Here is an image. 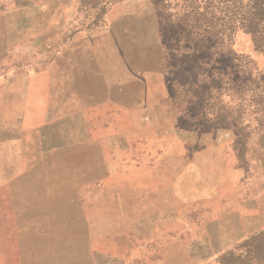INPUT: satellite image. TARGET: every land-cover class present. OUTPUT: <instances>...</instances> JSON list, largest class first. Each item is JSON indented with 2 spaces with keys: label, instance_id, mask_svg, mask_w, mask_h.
<instances>
[{
  "label": "rangeland",
  "instance_id": "374dc122",
  "mask_svg": "<svg viewBox=\"0 0 264 264\" xmlns=\"http://www.w3.org/2000/svg\"><path fill=\"white\" fill-rule=\"evenodd\" d=\"M19 1L0 0V179L11 183L0 189V261L91 260L80 231L68 228L73 222L55 220L76 213L51 201L65 159L55 150L56 128L44 122L54 94L41 76L58 53L88 36L112 60L117 103L160 101L162 111H176L178 127L209 145L201 179L208 185L190 204L178 198L170 226L158 222L166 247L159 264H244L247 247L240 244L264 231V51L251 35L238 31L223 47L196 36L189 18L156 0ZM133 73L142 81L128 90L122 85ZM4 197L18 200L9 220ZM41 197L48 200L35 202ZM175 226V236H168ZM263 239H257L261 251L250 254L256 261L264 257ZM150 255L129 264H150Z\"/></svg>",
  "mask_w": 264,
  "mask_h": 264
},
{
  "label": "crops",
  "instance_id": "0c3cea01",
  "mask_svg": "<svg viewBox=\"0 0 264 264\" xmlns=\"http://www.w3.org/2000/svg\"><path fill=\"white\" fill-rule=\"evenodd\" d=\"M74 45L58 53L41 74L44 89L54 94L44 122L56 128L55 150L65 159L57 166L60 180L51 187L56 191L51 201L76 213L55 220L72 221L68 228L80 231L84 251L91 253L88 264L144 262L146 254H151L150 264H159L166 247L158 222L170 226L177 218L178 198L190 204L196 190L208 185L201 180L208 172V142L178 127L176 111H162L160 101L117 103L112 60L102 58L88 36L78 37ZM126 79L122 86L128 90L130 82L142 81L134 73ZM7 184L0 179V189ZM41 199L48 200L35 202ZM2 200L9 220L18 200ZM176 232V226L169 228L168 236ZM176 244L173 239L172 253Z\"/></svg>",
  "mask_w": 264,
  "mask_h": 264
},
{
  "label": "trees",
  "instance_id": "16d2710c",
  "mask_svg": "<svg viewBox=\"0 0 264 264\" xmlns=\"http://www.w3.org/2000/svg\"><path fill=\"white\" fill-rule=\"evenodd\" d=\"M156 2L170 8L177 15L189 18L196 36L208 38L226 47L238 31H243L251 35L257 49L264 51V0H156ZM262 232L250 236L240 244L247 247L244 264H264V257L256 261L250 255L255 249L257 253L261 251V243L257 239L264 236V231ZM262 241L264 251V239ZM235 252H231L230 255L236 258Z\"/></svg>",
  "mask_w": 264,
  "mask_h": 264
},
{
  "label": "bare ground",
  "instance_id": "6f19581e",
  "mask_svg": "<svg viewBox=\"0 0 264 264\" xmlns=\"http://www.w3.org/2000/svg\"><path fill=\"white\" fill-rule=\"evenodd\" d=\"M17 231V230H16ZM17 233V232H16ZM8 244V243H7ZM15 247V246H14Z\"/></svg>",
  "mask_w": 264,
  "mask_h": 264
}]
</instances>
